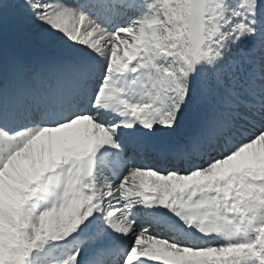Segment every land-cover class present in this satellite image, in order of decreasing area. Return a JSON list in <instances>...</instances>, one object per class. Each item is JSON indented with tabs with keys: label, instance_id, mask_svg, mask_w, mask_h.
<instances>
[{
	"label": "snow or ice",
	"instance_id": "obj_1",
	"mask_svg": "<svg viewBox=\"0 0 264 264\" xmlns=\"http://www.w3.org/2000/svg\"><path fill=\"white\" fill-rule=\"evenodd\" d=\"M0 264H264V0H0Z\"/></svg>",
	"mask_w": 264,
	"mask_h": 264
}]
</instances>
